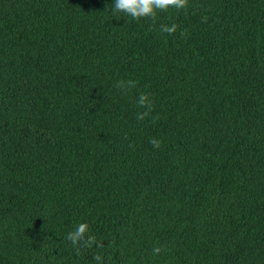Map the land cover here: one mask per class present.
<instances>
[{
  "label": "trees",
  "instance_id": "trees-1",
  "mask_svg": "<svg viewBox=\"0 0 264 264\" xmlns=\"http://www.w3.org/2000/svg\"><path fill=\"white\" fill-rule=\"evenodd\" d=\"M112 2L0 0V264H264V0Z\"/></svg>",
  "mask_w": 264,
  "mask_h": 264
},
{
  "label": "clouds",
  "instance_id": "clouds-1",
  "mask_svg": "<svg viewBox=\"0 0 264 264\" xmlns=\"http://www.w3.org/2000/svg\"><path fill=\"white\" fill-rule=\"evenodd\" d=\"M111 4L114 15L125 14L133 19H139L142 17H154L158 10H167L169 7L182 9L185 7L186 0H113ZM164 31L171 33L175 31V26L165 27ZM46 43L47 41L45 44ZM45 44L44 49L47 50V46ZM146 99V96L141 95L138 103L143 106ZM141 118H143V116H141ZM151 143L154 146H159V141L155 139H153ZM87 230V223H79L75 226L74 230L68 233L67 238L73 245H76L85 240ZM153 251L154 253H159L160 249L155 248ZM95 259L99 261L100 257L97 256Z\"/></svg>",
  "mask_w": 264,
  "mask_h": 264
}]
</instances>
